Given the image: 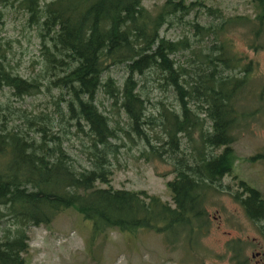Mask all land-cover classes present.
<instances>
[{
    "label": "trees",
    "instance_id": "16d2710c",
    "mask_svg": "<svg viewBox=\"0 0 264 264\" xmlns=\"http://www.w3.org/2000/svg\"><path fill=\"white\" fill-rule=\"evenodd\" d=\"M142 1L0 0V8L27 15L43 58L37 75L25 79L13 72L0 48V90L8 89L15 101L44 94L50 105V112L34 114L0 103V224L5 225L0 264H24L27 230L49 228L70 209L91 223L92 239L108 231L143 232L172 246L205 236L207 191L237 161L231 145L247 115L237 109L235 94L248 82L252 64L220 35L249 27L258 41L264 0H251L252 17L234 18L201 1L164 0L151 12ZM200 10L218 23L186 21ZM178 24L189 25L194 39L160 35L163 27ZM117 67L125 72L121 85L109 75ZM148 82L174 104L160 101L156 115L148 114ZM99 95L111 102L112 116L99 110ZM78 134L87 139L82 152L89 164L80 171L64 148L67 136ZM118 134L145 143L148 150L139 155L144 161L171 162L174 178L165 184L171 205L145 191L98 188L97 183L111 182V162L124 146Z\"/></svg>",
    "mask_w": 264,
    "mask_h": 264
},
{
    "label": "rangeland",
    "instance_id": "374dc122",
    "mask_svg": "<svg viewBox=\"0 0 264 264\" xmlns=\"http://www.w3.org/2000/svg\"><path fill=\"white\" fill-rule=\"evenodd\" d=\"M49 1L52 0H41V3ZM194 1H201L211 9H219L225 18L247 15L252 17L254 15L251 0H188V2ZM162 3L164 0L142 1L143 7L150 12L161 6ZM0 13V48L6 50L7 62L13 72L31 80L37 75L43 61L35 28L27 25L25 19L27 15L17 12L16 8H0ZM203 13V10L193 11L186 21L194 20L202 26L218 23ZM193 33L189 25L178 24L172 28L163 27L160 35L167 40L176 41L184 36L192 40L194 39ZM251 33L253 32L249 27L229 28L226 33L220 35V40L224 43L229 42L231 45L229 47L234 53L245 57L244 63H252L248 82L245 86L236 89L237 109L245 113L247 118L240 122L241 129H237L235 132L237 141L231 146L237 155V162L232 172L250 187H254L256 185V148L264 147V101L262 102L258 97L261 93L264 97V49L254 51L248 46L264 45V36L257 43ZM176 60L181 62L184 58L177 56ZM109 75L121 85L125 72L122 67H117L112 69ZM146 85L148 93L145 100H147L148 114L156 115L155 111L160 101L174 104L168 93L155 88L156 84L148 82ZM48 99L44 94H41L15 101L8 89L0 90L1 104L9 101L12 106L20 107L34 114L50 112V105L47 104L49 103ZM96 104L103 114L112 116L111 102L106 98L99 95ZM120 125L125 127L123 115L120 116ZM84 130L86 131V128ZM71 133H75L73 129H71ZM147 134V137L152 139V131L148 130ZM118 136L123 137L121 134ZM67 137L69 141L64 148L73 159L72 164H74L75 170L89 169L85 152H82V145L87 142L86 137L82 134L68 135ZM122 143L124 146L119 149L117 161L111 162L112 177L109 186L97 183L98 188L110 187L114 190L145 191V193L156 195L171 205L170 193L165 185L174 178V174L170 173L172 171L171 162L168 160L166 163L155 160L146 162L141 159L140 152L148 149L144 142L137 139L130 141L122 138ZM221 150L215 153L218 154ZM247 162L250 163V166H246ZM259 186L260 189H264L261 184ZM237 190L232 187L231 193L233 194ZM235 206L232 200L215 194L210 202L206 201L204 208L209 213L217 210L223 216H232L236 214L234 213ZM90 224L70 209L59 213L49 228L30 227L27 230L28 253L23 255L24 264H177L178 257L182 255L185 248L182 241H177L172 246L166 245L163 238L154 233L138 232L135 235H130L108 231L106 236L92 239ZM218 225L212 221L210 234L201 237L200 245L206 254L208 253L207 256H201L206 264H228L212 257V255H216L215 253L221 252L222 243L227 240ZM4 227V224H0V235ZM225 230L228 229L225 228ZM187 250L189 252L188 246Z\"/></svg>",
    "mask_w": 264,
    "mask_h": 264
},
{
    "label": "flooded vegetation",
    "instance_id": "af4514ba",
    "mask_svg": "<svg viewBox=\"0 0 264 264\" xmlns=\"http://www.w3.org/2000/svg\"><path fill=\"white\" fill-rule=\"evenodd\" d=\"M262 36L264 33L260 38ZM260 98L263 102L262 94ZM255 157L257 162L255 166L256 185L254 187H250L233 172H230L224 174L221 181L214 188L211 186L207 191V202H210L213 195L217 194L232 200L236 205L234 208L236 214L232 216H223L217 210L213 213L206 212L205 227L207 232L205 236L210 234V224L212 225L213 221L219 224L221 232L227 237V240L222 243L221 252L212 255L224 263L264 264V189H260L259 186L261 184L264 187V147L256 148ZM246 166H250V163L247 162ZM232 187L238 189L233 194L231 193ZM232 233L234 234L232 235ZM201 240V238L181 240L184 242L185 248L176 263L206 264L201 256H207L208 253L206 254L200 245Z\"/></svg>",
    "mask_w": 264,
    "mask_h": 264
}]
</instances>
